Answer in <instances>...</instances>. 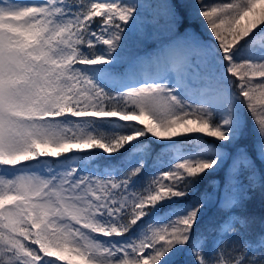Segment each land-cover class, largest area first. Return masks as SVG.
I'll use <instances>...</instances> for the list:
<instances>
[{
	"label": "snow or ice",
	"instance_id": "obj_1",
	"mask_svg": "<svg viewBox=\"0 0 264 264\" xmlns=\"http://www.w3.org/2000/svg\"><path fill=\"white\" fill-rule=\"evenodd\" d=\"M0 264H264V0H0Z\"/></svg>",
	"mask_w": 264,
	"mask_h": 264
},
{
	"label": "trees",
	"instance_id": "obj_2",
	"mask_svg": "<svg viewBox=\"0 0 264 264\" xmlns=\"http://www.w3.org/2000/svg\"><path fill=\"white\" fill-rule=\"evenodd\" d=\"M196 27L198 28V25ZM253 210L256 211L257 213L260 211L258 206H256Z\"/></svg>",
	"mask_w": 264,
	"mask_h": 264
}]
</instances>
